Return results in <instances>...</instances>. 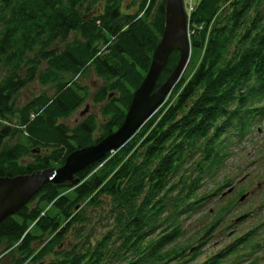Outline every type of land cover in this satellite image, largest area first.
<instances>
[{"label":"trees","instance_id":"16d2710c","mask_svg":"<svg viewBox=\"0 0 264 264\" xmlns=\"http://www.w3.org/2000/svg\"><path fill=\"white\" fill-rule=\"evenodd\" d=\"M125 1L0 0V178L60 167L121 124L165 17V0ZM187 5L190 70L121 147L1 220L0 264H241L264 247V217L219 229L246 188L204 209L234 187L222 174L232 147L264 118V0ZM34 81L42 92L18 101ZM89 100L97 116L68 124Z\"/></svg>","mask_w":264,"mask_h":264},{"label":"water","instance_id":"95a60500","mask_svg":"<svg viewBox=\"0 0 264 264\" xmlns=\"http://www.w3.org/2000/svg\"><path fill=\"white\" fill-rule=\"evenodd\" d=\"M173 51L178 52V60L166 79L156 86L160 72ZM189 57L187 12L183 0H165L161 37L152 52L143 79L133 91L121 124L96 143L72 151L60 167L46 168L14 178H0V222L25 205L46 182L73 183L77 171L101 160L107 152L121 147L164 102L183 75ZM246 196L247 194H244L239 201L242 202Z\"/></svg>","mask_w":264,"mask_h":264},{"label":"rangeland","instance_id":"374dc122","mask_svg":"<svg viewBox=\"0 0 264 264\" xmlns=\"http://www.w3.org/2000/svg\"><path fill=\"white\" fill-rule=\"evenodd\" d=\"M128 1L129 0H126L122 7H125ZM197 1L198 0H183V5L185 4L189 10V5L187 4H195ZM122 11H126V8H122ZM188 67L189 62L184 73H187V71L190 70H188ZM83 83L90 91H93V89L100 85V81L93 74L87 75V77L83 79ZM42 89L43 87H41L37 81H34L21 91L18 101L25 100L35 94H39L42 92ZM97 111L98 107L89 100L76 111H74L69 116V118L66 119V122L73 126L82 121L83 118L88 114L92 113L97 116ZM222 174L231 180L232 184H234V187H230L228 184L225 185L221 192H219L217 195L218 197L215 196V199L208 201L205 204L204 209L208 210L210 208H215L216 204L218 203H216L215 200L219 198V195L222 196L223 200L228 199L233 196V193H235L240 188H246L247 192L249 193H246L247 196L242 202L237 203L235 212H233L231 215L225 216L224 221H221L224 224L220 222L221 224L219 225V229H224L226 228L225 222L227 220L228 222L232 223L231 220L235 219L233 221L234 223L231 224L229 228L225 229V232L231 233L229 236H232L236 233V231L240 232V230H245L248 225L259 222V219L264 217V118H262V121L258 123V125L253 126L251 135L246 136V138H244L242 141L234 144L232 147V155L230 158H228ZM253 180H257V183H261V186L256 185L257 183L253 184ZM256 208L257 211H253V209ZM248 211H251L252 213L244 215V217L241 216V218L238 217L242 213L245 214V212ZM196 216L197 215H192L188 221L193 228H195L196 224H198L197 227H200L201 225L203 226L213 217L212 214L204 215L198 219ZM216 239L217 237L215 236L213 239H211L210 243ZM248 247L249 245H246V248L242 250L241 253L247 251ZM263 249L264 247L259 253H250L249 257L252 260L250 259L248 262H242L241 264H250L253 260H255L254 264H264V259L262 256H260L263 253ZM210 251L211 248H209V252ZM238 253H240V251H238Z\"/></svg>","mask_w":264,"mask_h":264},{"label":"built area","instance_id":"2783aa9c","mask_svg":"<svg viewBox=\"0 0 264 264\" xmlns=\"http://www.w3.org/2000/svg\"><path fill=\"white\" fill-rule=\"evenodd\" d=\"M192 8V6L191 5H189V10Z\"/></svg>","mask_w":264,"mask_h":264}]
</instances>
